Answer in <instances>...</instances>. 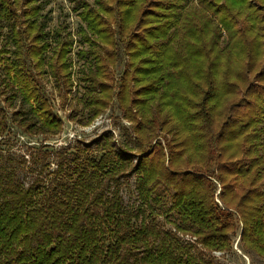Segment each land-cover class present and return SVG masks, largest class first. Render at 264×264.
<instances>
[{
	"label": "trees",
	"instance_id": "1",
	"mask_svg": "<svg viewBox=\"0 0 264 264\" xmlns=\"http://www.w3.org/2000/svg\"><path fill=\"white\" fill-rule=\"evenodd\" d=\"M31 1L0 0V83L29 110L0 107V137L58 135L43 81L73 85L72 42L49 44ZM95 1L79 31L87 124L114 106L128 141L106 132L58 150L51 171L49 153L31 158L28 183L0 155V264H214L235 235L264 260V0ZM131 177L136 212L122 205ZM165 196L168 230L143 209Z\"/></svg>",
	"mask_w": 264,
	"mask_h": 264
},
{
	"label": "rangeland",
	"instance_id": "2",
	"mask_svg": "<svg viewBox=\"0 0 264 264\" xmlns=\"http://www.w3.org/2000/svg\"><path fill=\"white\" fill-rule=\"evenodd\" d=\"M195 2L187 0L184 5H191ZM31 5H39L40 12L38 22L44 27V35L46 41L54 46V39H64L72 42L71 46V70H72V88L68 92L56 86L51 79H44L46 91L51 99V103L55 111L62 119V131L53 137L46 139L45 136L27 138L16 130L0 137V155L4 158L11 159L13 166L19 170H23L21 177L25 183L38 179L37 173H31V158L41 161L42 154L49 153V171L54 169L55 152L61 149L75 150L92 139L100 136L102 133L109 132L119 145L128 141L129 123L123 118L122 113L114 106L107 109L102 115L90 124H87L90 113L84 107V98L87 92V86L84 82V75L90 65V57L79 54L80 51L85 52L87 46L83 42L80 29L84 26L82 22V13L96 7L95 0H32ZM10 27L6 24L2 26V34L4 36L10 31ZM56 37V38H55ZM126 62L118 66L115 70V78L119 77V73L125 69ZM3 78V71L0 68V81ZM0 107L2 112L8 115L15 111H27L28 106L22 104L20 98H16L12 106L5 100L8 96L3 84L0 83ZM80 141V144L77 142ZM26 162V163H25ZM25 163V164H24ZM38 167L36 168V170ZM46 172L43 174L45 175ZM42 175V177H43ZM47 179V178H45ZM122 205L126 211L136 212L139 207L134 187V179H122L120 182ZM170 201L165 196L160 199L159 203H151L150 208L144 207L145 217L149 223H154L163 230L174 228L173 224L178 223V218L174 213H169ZM233 252L221 256L220 253H214V264H264V260L252 255L244 254L238 236L232 237ZM197 254V251H194Z\"/></svg>",
	"mask_w": 264,
	"mask_h": 264
}]
</instances>
